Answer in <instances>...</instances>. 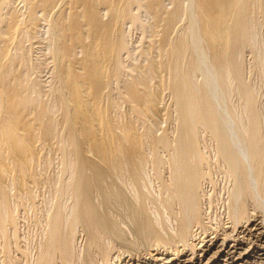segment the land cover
Listing matches in <instances>:
<instances>
[{
    "label": "bare ground",
    "instance_id": "6f19581e",
    "mask_svg": "<svg viewBox=\"0 0 264 264\" xmlns=\"http://www.w3.org/2000/svg\"><path fill=\"white\" fill-rule=\"evenodd\" d=\"M0 264H264V0H0Z\"/></svg>",
    "mask_w": 264,
    "mask_h": 264
},
{
    "label": "rangeland",
    "instance_id": "374dc122",
    "mask_svg": "<svg viewBox=\"0 0 264 264\" xmlns=\"http://www.w3.org/2000/svg\"><path fill=\"white\" fill-rule=\"evenodd\" d=\"M143 18H144V19H148L149 22H152V18L149 17L148 15H147V16L145 15ZM138 33H140V31H138V30H135V31H134L135 38L138 37V35H137ZM152 39H154V37H153V33H152V27H150V28H148V37H147V41H150V40H152ZM147 41H146V42H147ZM143 44L146 45L147 43L144 42ZM143 58H144V57H142V58H140V59L138 60V63H139V64H144V59H143ZM46 71H47V69H45L44 72L42 73V77H43V79L46 78V76H48V74H45ZM43 75H44V76H43ZM124 110H125V107H124ZM163 124H165V122L162 123V125H163ZM155 257H157V254L155 255ZM158 257H160V255H158Z\"/></svg>",
    "mask_w": 264,
    "mask_h": 264
}]
</instances>
